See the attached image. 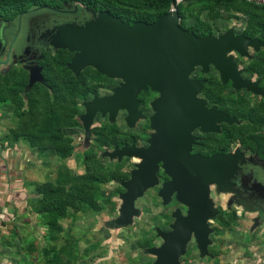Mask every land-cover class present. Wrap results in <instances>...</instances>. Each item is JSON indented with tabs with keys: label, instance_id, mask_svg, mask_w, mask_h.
Wrapping results in <instances>:
<instances>
[{
	"label": "water",
	"instance_id": "obj_1",
	"mask_svg": "<svg viewBox=\"0 0 264 264\" xmlns=\"http://www.w3.org/2000/svg\"><path fill=\"white\" fill-rule=\"evenodd\" d=\"M93 16L102 19L97 27L89 26L83 31L60 28L48 41L54 49L74 53L67 67L75 75L92 67L108 79L121 80L111 95L94 96L85 104L86 114L82 116L85 129L96 114L108 115L114 121L119 111L126 112L125 121L132 127L143 118L138 95L147 90L158 94L151 103L153 114L149 121L153 133L149 146L115 147L106 153L107 157L119 161L123 157L139 161L131 178L120 182L126 191L121 196L116 224L128 225L133 216L139 214L136 200L158 184L157 173L163 170L169 180L162 184L159 196L164 204L174 197L187 212L183 214L176 209L172 213L174 221L170 231L157 230L163 243L149 250L156 257L154 264H179V257L191 240L204 255L212 231L208 222L217 215L209 197V185L215 183L220 188L224 179L233 176L238 161L243 160V152L236 149L234 153L212 156L190 153L196 143L192 136L194 130L218 132L219 124L237 121L216 106L207 107L205 100L199 97L205 80L192 79L190 75L197 67L207 71L212 65L223 84L230 81L236 90L263 94L258 82L242 77V71L229 54L237 52L247 56L249 48L258 50L264 47V42L236 34L234 30L198 37L180 26L176 8L151 23L128 24L108 13ZM24 68L28 71L26 90L36 83H44L41 66L33 63Z\"/></svg>",
	"mask_w": 264,
	"mask_h": 264
},
{
	"label": "rangeland",
	"instance_id": "obj_2",
	"mask_svg": "<svg viewBox=\"0 0 264 264\" xmlns=\"http://www.w3.org/2000/svg\"><path fill=\"white\" fill-rule=\"evenodd\" d=\"M129 1L136 2L145 0ZM206 2V0H184V2L180 4L186 17V26H191L193 22L200 20L216 30L218 34L225 33L228 30H234L236 34H242L243 29L247 25L248 18L235 12V4H239L240 1L236 0V3H232V0H225V3H219L209 8L204 7L208 5ZM209 2L210 4L214 3L212 0ZM174 8L176 7L174 6ZM85 12L89 13L87 11ZM76 13L77 9L70 12H54L38 9L32 11L27 16H23L22 19L18 20L13 25L3 24L1 28V39H3V42H6V46H8L3 52L2 59H0V73L15 68V70L18 71L16 74L22 77V82L25 81L28 77V73L24 67L35 62H42L45 51L50 52L53 58H57V61L59 60L60 54L57 53V50L62 51L64 49H54L48 41L53 34H56L60 30V28L83 31L89 26L97 27L98 21H102L100 17L95 18L93 13L86 14L83 11L79 15H76ZM261 17L264 19V12ZM259 36L260 34L258 33L256 38L259 39ZM10 47H12V49H10ZM7 52L10 53L9 58L6 55ZM70 53L72 54V59L74 53ZM70 53L68 54L69 57ZM229 56L232 57L238 70L243 72L244 78L251 82H258V87L264 92V82L261 83V81L258 80L257 74L254 72L259 67H264V47H260L258 50L249 48L247 56H240L237 52H231ZM57 63H55L56 68H58ZM191 76L193 78L201 77L206 79L205 84L210 81L208 84L209 91L212 92L214 96L223 97L225 104L232 106L233 104L230 101H233L234 98L244 97L248 101L250 107H264V93L256 94L247 89L236 90L232 87L230 81L224 84V88H221L219 86L221 82L219 72L212 65L208 67L207 71H203L201 67H197ZM88 84L92 87L98 86L97 95L91 94L86 99H83L79 95L75 97L67 95L69 104L66 106L69 109L76 108L79 111V115L77 116L79 126L72 128L64 127L62 131L68 135L67 138L72 145L75 146L74 150L76 149V152L73 150L71 156L68 158H61L59 156L56 157L57 155H53V147H48L46 152V156L48 157L45 158L43 162V165L46 167V179H48V182L57 183L63 181L69 183L66 187L72 185L73 183L67 182V177H64L62 174L64 170H68V172L76 178L79 176L77 174L82 173L84 169L86 171L87 168L84 163V158L82 160L81 156L89 151H91L90 155L94 156L95 160L96 158L99 160L102 169L111 172L116 169L123 177V181H128L131 178V172L135 169V164L133 161L126 160H132L131 158L123 157L125 159L122 158L123 160L121 162L116 163V158L111 159L107 157L106 153L114 150L111 141L116 139L115 141L120 145L123 142H130L131 138L129 137L131 134H135L138 135V140H136L137 142L135 144L141 145L151 138L153 133L149 121L153 114L151 103L157 98V93L154 99L150 98L145 104H142L141 110L143 111L144 119L138 120L132 127L129 126L126 121L124 122V120L114 122L109 119L108 115L103 116L101 114H96L87 129H85L82 120V116L86 114L85 104L90 102L94 96L103 97L111 95L113 90L121 84V80L109 79L108 81H91ZM32 95L36 98L39 97L42 101L46 100L45 97H43L45 92L42 93L40 91L39 94L35 93ZM199 97L203 99L202 93ZM73 99L76 100V105L73 103ZM47 100L50 103L52 99L50 98ZM142 102H144V99ZM57 107L56 105L54 108ZM209 107L212 106L209 105ZM26 110V104L22 108H17L15 104L10 101L0 103V129H2L0 133H2L3 138L10 137L14 140L13 136L19 134V123L25 120V117L21 114L26 112ZM65 110L66 109H60V113H63ZM44 112L45 108L43 109L42 107L40 112H38L40 117L39 121L42 120ZM261 113L264 115V110H262ZM46 118H48V116ZM44 120L45 117H43L42 122ZM65 122V120H60L58 123ZM110 123L116 126L118 125L120 129H117V131L109 135L104 125ZM241 123V121H236L232 124L240 126ZM222 124L228 123H221L219 127H221ZM96 129H102L101 132L103 135L100 141L102 144H107V147H100V142L98 143L95 141L94 130ZM198 131L199 130H196L194 133L199 137L201 145L195 147L194 151L197 150L204 154H211L221 143L223 146H227V143L222 142V136H219L220 129L218 132L209 133ZM244 132L243 138H245L247 134L253 132L264 136V123L262 125L244 126ZM3 133H6V135ZM19 140L23 141V138L17 141ZM202 145L207 147L204 148ZM229 146L230 149H244L240 146L239 142H233ZM34 150L37 151L35 148ZM246 153L249 155V152ZM160 171L163 174V170ZM119 183V181H113L102 187L103 197L106 200L108 199V201L104 205L105 210L102 211L100 215H97L98 217H94L91 213L85 214L84 212H79V214L76 215L72 209H70L67 213L68 216L66 215L67 217L61 220L63 226L69 228L70 231L60 234L57 240L50 241L46 236V226L43 217H41V222L45 229L38 228L34 231L32 229V232L30 230L22 232L23 236H25L24 241L28 240V242H30L25 249L22 248L21 251L22 254L24 253V258L19 264H154L155 258L149 253V249H152L151 246L157 247L163 242L157 230L169 231V225L174 221L172 213L176 208L180 207L176 201L175 204L163 203L162 198L159 196L162 181L159 180L158 177V184L148 188L143 193V197L136 200L137 203L135 202V204L140 209V215L133 219L132 224L118 230L110 229V227L108 228L104 225L100 231L99 227H102V225L108 221L109 216H111V210H115L120 214L122 205L121 196L126 190L119 186ZM37 201L38 200L35 202L37 203ZM119 214H117V217H119ZM5 235H8V237L6 236L7 238L12 236L10 232H6ZM14 237H17L16 239L19 240L18 234ZM249 237L251 236H247V239L244 240V244L241 247L235 246L226 254L219 252L217 256H213V258L205 257L203 259L198 255L199 252L195 242L191 240L186 245L183 256L180 257L181 264H216L219 261V264H259L263 259V256L260 254L261 252L258 251L260 247L253 245ZM239 240L240 239L237 241ZM7 242L9 241L5 240L4 243ZM62 248L69 250L70 254H72V259L75 260H68L67 254H60V262L51 263L49 259H52L53 256L56 255L53 251L50 252V250L54 249L57 252L59 249L61 251ZM219 250H221V248H219Z\"/></svg>",
	"mask_w": 264,
	"mask_h": 264
},
{
	"label": "trees",
	"instance_id": "obj_3",
	"mask_svg": "<svg viewBox=\"0 0 264 264\" xmlns=\"http://www.w3.org/2000/svg\"><path fill=\"white\" fill-rule=\"evenodd\" d=\"M206 1L208 3V5L204 6L206 8L219 3H225V0H212L214 1L212 4L209 2L211 0ZM235 1L232 0V3H236ZM237 1H240V3L235 4V12L248 18L247 25L243 29L242 34L254 39L259 33V40L264 42V19L261 17L264 12V6H256L243 0ZM173 2L175 0H145L136 2L129 0H0V20L3 24L13 25L22 19L23 16H27L32 11L38 9L54 12H70L77 9L76 14L82 11L93 14L108 13L128 24L136 21L151 23L167 13ZM176 9L179 13L180 26L182 28L201 38L216 33V30L200 20L194 22L191 26H186V17L180 4L176 6ZM57 53L60 54L58 61L57 58H53L50 52L45 51L43 61L39 63L42 67L44 83H36L30 90H26L28 77L22 82V77L16 74L18 71L15 68L0 73V103L10 101L17 108H22L25 104L27 106L26 112L21 114L25 117V120L19 123V134L13 136L14 140L23 138V141L30 148H35L39 154L47 151L48 147H53L57 156L68 158L72 155L74 146L67 138L68 135L62 131V128L79 126L77 120L79 111L76 108L69 109L66 106L69 104L67 95L73 97L79 95L83 99H86L91 94L97 95L98 86L92 87L88 83L91 81H108L109 79L91 67H87L79 75H75L67 67L72 54L67 50H57ZM69 53L70 57L68 56ZM55 63H57L58 68L55 67ZM254 72L257 74L258 80L261 83L264 82V67H259ZM209 83L210 81L205 84L201 92L206 104L216 106L225 114L242 122L240 126L236 124L221 125L219 136H222V142L227 143V146H223L221 143L213 154L226 153L230 144L239 142L240 146L244 149L251 151L260 158H264V136L262 134H255L253 132L243 138L245 133L244 126L262 125L264 123V115L261 113L264 107H250L244 97L234 98L233 101H230L233 104L232 106L225 104L223 97L214 96L209 91ZM219 86L221 88L225 87L221 82ZM40 91L42 93L45 92L43 97L46 100L42 101L39 97H33L32 94H39ZM50 98L52 100L49 103L47 99ZM73 103H76L75 99H73ZM56 105L58 107L54 108ZM42 107L43 109L45 108L43 115L45 120L43 122V117L39 121L40 117L38 114ZM59 108L66 110L60 113ZM47 116L48 118H46ZM60 120H65L66 122L58 123ZM104 126V128H107L109 135L118 129L112 123L105 124ZM94 131L95 141L100 142V147H107V144H102L100 141L103 135L102 129ZM115 140L111 141L112 146L119 148L130 146L128 142H123L119 145ZM203 147L206 148L207 146L203 145ZM90 154L91 151L85 152L83 156L87 168L84 174L74 178L75 176L71 175L68 170H64L62 175L67 177V182L73 183L72 185L66 187L69 183L63 181L57 183L47 181L45 183L34 184V189L39 195L36 210L45 220L46 236L50 241L57 240L60 234L70 231L69 228L63 229L59 224L61 219L68 216L67 213L70 209H72L74 214L79 212L97 214L105 207L104 205L108 201V199L106 200L103 197L102 187L107 183L123 180V177L117 170L111 172L102 169L99 160L97 158L95 160V157ZM222 223L224 222L221 220ZM51 251L56 255L52 259H49L51 263L60 262V254H67L68 260L72 259V254L65 248H62L61 251L59 249L57 252L54 249H51Z\"/></svg>",
	"mask_w": 264,
	"mask_h": 264
},
{
	"label": "crops",
	"instance_id": "obj_4",
	"mask_svg": "<svg viewBox=\"0 0 264 264\" xmlns=\"http://www.w3.org/2000/svg\"><path fill=\"white\" fill-rule=\"evenodd\" d=\"M9 54L7 55L8 58ZM0 132H2V129H0ZM3 134L6 135V133ZM9 138H3L2 133H0V264H19L24 258V253L22 254L21 250L22 248L25 249L30 242L28 240L24 241L25 236L22 232L25 230L32 232V229L34 231L38 228H44L41 222L42 216L36 210L37 203L35 201L39 199V195L33 186L35 183L48 181L46 179V167L43 165L44 159L48 156H46L47 151L39 154L38 151L30 148L26 142ZM230 153L234 152L231 151ZM53 155H56L55 151ZM83 156H81L82 160ZM122 160L115 162L118 163ZM126 160L133 161L135 166L138 163L135 158ZM251 161L248 159V154L243 152V160L238 161L233 176L224 179V183L220 188L215 183L209 185V197L213 206L217 209V215L208 222L212 231L208 236L207 253L201 255L195 243L200 258H213L219 252L226 254L235 246L241 247L247 236H251L249 239L252 244L260 247L258 251L263 256L260 262L264 264V165L258 164L259 166L255 169ZM84 173L85 169L77 175ZM123 180L119 182H123ZM135 207L139 210V214L133 216V219L140 215L139 207L136 204ZM104 210L103 207L97 214L84 213H91L94 217H98L97 215H100ZM117 214L119 213L111 210V216L102 227H99V230L101 231L104 225L110 227V229L118 230L133 223L132 219V222L125 226L116 224ZM61 220L59 224L63 229H66ZM221 220L224 223L221 224ZM6 232H10L12 236L7 238ZM17 234L19 240L14 237ZM237 238L240 240L237 241ZM5 240L9 242L4 243ZM157 247L151 246V248ZM151 255L156 261L155 255ZM180 257L179 264H181ZM219 263L220 261L216 264Z\"/></svg>",
	"mask_w": 264,
	"mask_h": 264
},
{
	"label": "flooded vegetation",
	"instance_id": "obj_5",
	"mask_svg": "<svg viewBox=\"0 0 264 264\" xmlns=\"http://www.w3.org/2000/svg\"><path fill=\"white\" fill-rule=\"evenodd\" d=\"M84 13H86V12H84ZM80 13H78V14H76V15H79ZM86 14H89V13H86ZM3 27V23H2V25L0 26V33H1V28ZM216 34H218V32L216 31ZM216 34H213V36L214 35H216ZM8 46V45H7ZM7 46H6V42H3V39H1V35H0V57H2V55H3V52L5 51V49H7ZM6 55H8V52L6 53ZM5 55V56H6ZM74 55V54H73ZM35 65L37 64V65H39V63H37V62H35L34 63ZM29 65H33V63L32 64H29ZM40 66V65H39ZM195 71V70H194ZM28 72V71H27ZM242 74V77L244 78V76H243V72L241 73ZM192 75V74H191ZM190 75V78H192V79H204V78H201V77H197V78H193L192 76ZM204 80H206V79H204ZM120 85V84H119ZM201 94V93H200ZM157 96V94L156 93H154V92H151L150 90H147V91H145V92H141L139 95H138V99H139V101H140V106H139V110H141V106H142V104H145L146 103V101L148 100V99H150V98H152V99H154L155 97ZM144 99V102H142V100ZM151 99V100H152ZM206 106L207 107H209V105H207L206 104ZM141 112H142V114H143V111L141 110ZM125 115H126V112L125 111H119L118 112V114L116 115V118H115V120H114V122H116V121H121V119L122 120H124V122H125ZM144 115V114H143ZM140 119H144V118H140ZM140 119H138V120H140ZM137 120V121H138ZM137 123V122H136ZM135 123V124H136ZM220 125V124H219ZM117 128L118 129H120L119 128V126L117 125ZM220 128V127H219ZM196 130H199V129H196ZM196 130H194V131H196ZM194 131L192 132V136H194L195 138H196V143L194 144V145H192L191 146V154L193 155V154H199V155H201V156H212V155H215V154H213V153H211V154H204V153H201V152H199V151H197V150H195L194 151V148L195 147H198V146H200L201 145V143L199 142V137L198 136H196L195 135V133H194ZM200 131V130H199ZM198 131V132H199ZM203 133V132H202ZM129 138H131V141L130 142H128V144L130 145V146H136V147H141V148H146V147H148L149 146V139L144 143V144H141V145H137V144H135L137 141L136 140H138V135H135V134H131V136L129 137ZM130 146H122V147H130ZM203 146V145H202ZM113 148H115V146H112ZM121 147V148H122ZM237 149V148H236ZM235 148L233 149V148H231L230 149V146H229V149H228V151L226 152V153H222V154H228V153H230L231 151H235L236 150ZM239 150L242 152H249V155H248V159H250V160H252L251 161V164H253V168H257L259 165L258 164H261V165H264V158H260V157H258L257 155H255L254 153H252L251 151H249V150H247V149H240L239 148ZM216 154H218V153H216ZM123 159H125V158H123ZM132 159V158H131ZM139 162V161H138ZM249 167H252V166H249ZM251 170V169H250ZM157 177H159V180H161L162 181V184L164 183V182H166V181H168L169 180V178H168V176H166L164 173L162 174V172L159 170L158 171V173H157ZM249 178V177H248ZM250 179V178H249ZM176 200L174 199V197H172V199H171V201L169 202L170 204H175L176 202H175ZM179 205V209L181 210V212L183 213V214H186V212H187V208L185 207V206H183V205H181V204H178ZM176 209H178V208H176ZM171 225V224H170ZM170 225H169V227H170ZM170 231V230H169Z\"/></svg>",
	"mask_w": 264,
	"mask_h": 264
},
{
	"label": "built area",
	"instance_id": "obj_6",
	"mask_svg": "<svg viewBox=\"0 0 264 264\" xmlns=\"http://www.w3.org/2000/svg\"><path fill=\"white\" fill-rule=\"evenodd\" d=\"M247 3L256 5V6H264V0H243ZM184 0H175V2L172 3V8L171 9H175L174 6L176 7L177 5L183 3ZM216 34V33H215ZM218 34H216L215 36H217Z\"/></svg>",
	"mask_w": 264,
	"mask_h": 264
}]
</instances>
